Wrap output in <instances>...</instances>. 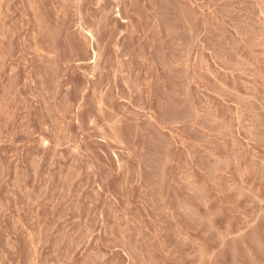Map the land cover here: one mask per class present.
Returning <instances> with one entry per match:
<instances>
[{
	"label": "rangeland",
	"instance_id": "374dc122",
	"mask_svg": "<svg viewBox=\"0 0 264 264\" xmlns=\"http://www.w3.org/2000/svg\"><path fill=\"white\" fill-rule=\"evenodd\" d=\"M0 264H264V0H0Z\"/></svg>",
	"mask_w": 264,
	"mask_h": 264
},
{
	"label": "bare ground",
	"instance_id": "6f19581e",
	"mask_svg": "<svg viewBox=\"0 0 264 264\" xmlns=\"http://www.w3.org/2000/svg\"><path fill=\"white\" fill-rule=\"evenodd\" d=\"M99 5V4H98ZM103 184V183H102ZM97 186V185H96Z\"/></svg>",
	"mask_w": 264,
	"mask_h": 264
}]
</instances>
